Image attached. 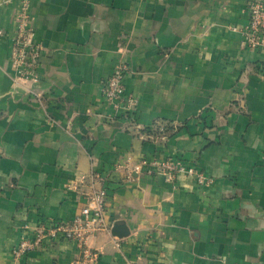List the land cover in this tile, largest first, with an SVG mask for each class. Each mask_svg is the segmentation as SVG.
Segmentation results:
<instances>
[{
    "label": "crops",
    "instance_id": "0c3cea01",
    "mask_svg": "<svg viewBox=\"0 0 264 264\" xmlns=\"http://www.w3.org/2000/svg\"><path fill=\"white\" fill-rule=\"evenodd\" d=\"M250 1L0 0V264L79 258L68 239L11 249L25 224L79 213L94 170L128 232L91 237L90 264H264V48L233 28ZM22 11L41 46L28 78L11 61ZM119 63L129 111L102 92ZM170 157L212 181L126 168Z\"/></svg>",
    "mask_w": 264,
    "mask_h": 264
},
{
    "label": "built area",
    "instance_id": "2783aa9c",
    "mask_svg": "<svg viewBox=\"0 0 264 264\" xmlns=\"http://www.w3.org/2000/svg\"><path fill=\"white\" fill-rule=\"evenodd\" d=\"M24 7L26 4L24 3ZM248 21L238 30L243 43L249 48H264V3L262 0H251L247 5ZM2 30H0V34ZM41 46L34 43L28 24V15L24 11L19 17L17 32L12 39L11 61L19 77L28 78L39 65ZM127 70L125 63L117 64L103 85L105 99L115 108L129 111L134 109V99L125 95L123 78ZM129 171L146 172L152 174L160 172L168 179H173L177 173L184 172L199 184H208L212 178L194 166L187 165L179 159L153 158L142 159L130 166ZM91 190L88 195V204L84 205L69 221H43L39 224H25V234L12 247L11 255L19 260L28 252L43 245L46 240L68 239L76 242L81 249V256L71 264H90L95 259V253L89 245V239L99 232H110L111 224L106 220V188L107 173L92 171ZM119 246V243L116 242Z\"/></svg>",
    "mask_w": 264,
    "mask_h": 264
},
{
    "label": "water",
    "instance_id": "95a60500",
    "mask_svg": "<svg viewBox=\"0 0 264 264\" xmlns=\"http://www.w3.org/2000/svg\"><path fill=\"white\" fill-rule=\"evenodd\" d=\"M127 232L128 230L126 229V226L124 225L123 222L117 221L113 223L111 227V234L119 236V237L126 235Z\"/></svg>",
    "mask_w": 264,
    "mask_h": 264
},
{
    "label": "trees",
    "instance_id": "16d2710c",
    "mask_svg": "<svg viewBox=\"0 0 264 264\" xmlns=\"http://www.w3.org/2000/svg\"><path fill=\"white\" fill-rule=\"evenodd\" d=\"M171 129V128H170ZM167 130H169V128H167Z\"/></svg>",
    "mask_w": 264,
    "mask_h": 264
}]
</instances>
